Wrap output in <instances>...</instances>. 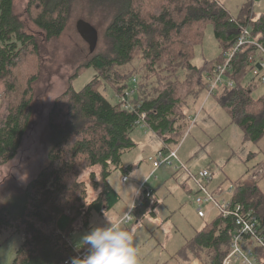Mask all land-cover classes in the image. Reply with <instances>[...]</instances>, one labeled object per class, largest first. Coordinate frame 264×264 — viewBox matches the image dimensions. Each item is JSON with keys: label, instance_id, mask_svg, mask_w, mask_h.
Listing matches in <instances>:
<instances>
[{"label": "trees", "instance_id": "obj_1", "mask_svg": "<svg viewBox=\"0 0 264 264\" xmlns=\"http://www.w3.org/2000/svg\"><path fill=\"white\" fill-rule=\"evenodd\" d=\"M86 1L90 8H99L102 16L110 6L115 10L104 31L106 48L80 66L92 67L96 79L79 90L68 86L54 100L45 132L46 165L20 196L0 205V239L9 229L23 236L12 264H65L77 255L75 242H68L70 233L79 227H89L93 211L102 214L118 202L119 194L109 182V176L115 170L128 174L133 169L122 157L137 147L133 132L138 127L134 125L138 114L124 110L117 101H110L100 89L101 79L110 82L106 86L117 99L131 86L135 76L122 82L123 73L119 70L112 76V69L132 65L136 55L149 69L164 61L178 62L177 69L170 72L172 82L159 81L156 85L152 81L153 93L149 94L139 81L133 98L135 104H140L138 111L145 112L148 129L165 143L178 146L189 126L184 111L187 99L207 93L214 66L223 63L225 53L234 48L240 28L249 27L252 38L264 47V11L252 12L254 0H246L237 16H231L218 0ZM72 2L28 0L26 20L16 12L15 0H0V86L6 96V92L15 93L20 88L16 69L21 58L25 54L39 56L38 34L43 40H51L64 32ZM28 23L36 30L29 29ZM208 23L219 54L198 65L192 62L194 49ZM257 50L254 45L241 46L223 76L225 81L233 82L232 86L223 82L209 95L228 112L230 121L241 128L243 142H257L264 136V92L254 96L251 83L247 82L253 68L261 69L258 63L264 61V55ZM149 69L144 71L150 72ZM77 74L80 73L73 77ZM36 80L31 75L17 102L8 105L0 116V164L15 157L31 124ZM185 80L191 84L185 85ZM94 167H98V178L94 170L89 176L97 194L87 201L86 186L78 177L83 170ZM249 177L234 183L233 199L255 213L264 231V192ZM148 199L137 206L135 215L140 217L144 213ZM234 227L231 217L217 215L186 241L177 254L186 259L188 252L204 253V264H221Z\"/></svg>", "mask_w": 264, "mask_h": 264}, {"label": "rangeland", "instance_id": "obj_2", "mask_svg": "<svg viewBox=\"0 0 264 264\" xmlns=\"http://www.w3.org/2000/svg\"><path fill=\"white\" fill-rule=\"evenodd\" d=\"M218 1L224 5L231 16H237L246 0ZM27 2L28 0H15L16 12L26 20L28 18L26 13ZM251 8L255 14L264 11V0H254ZM114 12V8L110 6L103 17L102 11L99 8H90L86 0H73L64 32L59 37L51 40H43L42 36L38 34L41 46L39 56L25 54L21 58L16 69L18 76L15 77L20 88L15 93L6 92L8 93V96H6L3 86H0L1 116L8 105L17 102L22 88L31 75L36 76L38 79L33 83V95L36 105H34L35 112L31 124L23 136L21 146L15 157L6 163L0 164V205H7L10 199L20 196L25 186L46 165L47 139L45 138V132L49 110L56 97L62 94L68 86L79 90L91 79H96L97 73L92 67L84 69L80 66L91 55L104 52L106 48L104 31ZM80 19L92 24L98 32L97 44L93 52H89L88 43L77 31L76 25ZM28 25L29 29L36 30L29 23ZM218 54L219 47L212 26L208 23L205 26L201 42L195 46L192 62L200 65L205 59L214 58ZM141 62H143L141 58L136 55L132 65L127 64L124 67L112 69L111 74L114 76L113 74L120 70V73H123L122 82L127 81L129 76H135L138 82L142 81L144 83L142 84L150 91L149 94H152L153 82L156 85L159 81L162 84L172 82L170 72L175 71L176 66H179L178 62L164 61L153 65L152 69H149ZM144 69H149L150 72H146ZM139 71L140 73H138ZM76 72L80 74L73 77ZM101 80L100 89L104 91L110 101L116 102L117 99L111 88L106 86L110 82ZM247 80L250 84L254 78L250 77L249 79L248 77ZM187 82L188 80H185V85L191 84ZM253 83L256 82L253 81ZM254 86V96H259L264 92V82H259ZM185 93L188 94L187 91ZM217 103L213 95L209 97L199 122L191 125L182 140L178 152L179 157L189 166L192 172L210 167V172L213 173L214 177L208 185L209 189L219 184L237 183L246 176H250V179L259 181L258 186L264 192V137L257 142H243L241 128L235 123H231L229 114L225 109L220 106L213 107ZM204 118L208 124L204 123ZM213 120L215 124H210L213 123ZM136 129L133 133L134 138L139 137L140 134V129ZM146 133L156 138V135L154 134V136L151 131H146ZM142 142H149V140H142ZM149 145L152 146L153 143ZM171 147H174V144H171ZM158 150L159 148L152 150L150 155L156 154ZM139 153L141 151L136 147L125 154L123 160L130 161ZM147 154L149 153L146 152L144 155ZM150 155L147 156V159ZM258 162H263L262 166L257 164ZM256 164L258 165L257 168L252 169ZM161 168L163 169V167ZM91 170L95 171V178H98V167L87 168L78 177V180L84 182L86 186L87 201L97 194L89 176ZM149 170L150 167L144 162L142 167L137 170L135 162L133 170L125 174L126 180L124 183L121 181L123 174L119 170L112 172L109 181L119 190L121 204L125 203L130 207L134 200L132 196L135 195L134 192L136 191L134 188H137L135 182L139 183L141 178L143 179L148 174ZM157 172L158 177L151 176L147 180L148 186L150 188L154 187L156 190L155 197L152 194L153 197L151 195L152 198L148 199L149 209L146 208V212L139 221H136L137 218L133 212L132 221L126 225V229L134 234V246L138 249V264H204L203 262L206 260L203 256L204 253L188 252L189 258H186L187 260L185 256L174 255V253L180 250L186 241L190 240L194 233L201 229L205 223L213 220L217 216V210L206 206L204 207L206 216L199 217L196 212V205L191 203L192 200H189L185 192L186 187L184 184L186 183L192 188L193 192L195 191L192 178L187 174L182 175L183 172L172 175L157 174ZM248 172L250 175H247ZM253 175H256L255 179ZM141 202L142 198L138 199V205ZM121 204H117L106 211V216L114 221L118 220L117 207ZM93 214L94 217L100 216L94 211ZM100 220L98 217V222ZM123 226L125 227V225ZM91 228L90 226L79 227L70 233L69 238L77 244L80 237ZM132 228L134 231H132ZM7 231L9 233H6ZM11 232L14 233L13 230H6L0 239V264H12V259H14L15 252L19 247L20 233L11 235ZM71 241L68 240V242ZM81 249L82 251H80ZM86 251V248L77 250L80 255H84Z\"/></svg>", "mask_w": 264, "mask_h": 264}, {"label": "built area", "instance_id": "obj_3", "mask_svg": "<svg viewBox=\"0 0 264 264\" xmlns=\"http://www.w3.org/2000/svg\"><path fill=\"white\" fill-rule=\"evenodd\" d=\"M246 44L256 46L258 48L257 51L264 55V47L257 39L252 38L250 28L247 26L241 27L240 36L234 48L225 53V61L223 63L214 66L213 76L209 79L207 86V96L213 94L215 88L223 82L232 86L233 82L231 80L225 81L223 76L231 67L230 61L234 53ZM251 61L252 58H250ZM258 64L261 69L254 67L250 77H253L258 82H264V61L260 60ZM130 83L131 86L128 85L117 96V102L124 110L138 114V118L134 123L135 126L148 129L145 112L138 111L140 104H135L133 101L136 92L135 86L138 83L137 78L133 77ZM148 160L152 164V171L146 179L138 183L133 203L123 211L121 216V218L127 216L124 223L132 221V214L138 206V199L142 198L143 201L144 198L152 195V190L148 186L147 180L149 177L155 175L157 169L165 167L173 172L183 171L194 181L195 191L192 195V201L196 205V212L199 217H205L206 210L204 207L210 206L212 209L217 210L216 215H222L225 218L231 217L234 220L235 227L231 233L229 249L224 255L221 264H264L263 228L261 227L259 219L251 209H245L240 203L234 201V183L228 185L219 184L217 187L209 189L208 185L212 180L210 170L205 167L196 172H192L189 166L180 159L178 146L169 147L162 144V147L157 153L150 155ZM253 178L255 179L256 175H253ZM125 180L126 176H123L121 181L124 182ZM77 255L80 254L77 252ZM67 261H65V264H67Z\"/></svg>", "mask_w": 264, "mask_h": 264}, {"label": "clouds", "instance_id": "obj_4", "mask_svg": "<svg viewBox=\"0 0 264 264\" xmlns=\"http://www.w3.org/2000/svg\"><path fill=\"white\" fill-rule=\"evenodd\" d=\"M126 219L105 216V223L92 227L77 242V250L86 248V253L70 257L67 264H138L134 234L123 226Z\"/></svg>", "mask_w": 264, "mask_h": 264}, {"label": "crops", "instance_id": "obj_5", "mask_svg": "<svg viewBox=\"0 0 264 264\" xmlns=\"http://www.w3.org/2000/svg\"><path fill=\"white\" fill-rule=\"evenodd\" d=\"M250 79V78H249ZM253 81L254 82H256V83H253ZM252 82H251V90H252V92H253V90H254V88H255V86L254 85H257L259 82L258 81H256L255 79L253 80ZM263 93V92H262ZM261 93V94H262ZM260 95V94H259ZM210 97V96H209ZM209 97L206 95V93H202V94H199L197 97H190V98H188L187 99V101H186V107H184V111H185V113H186V121L188 120V122L187 123H189V126L187 127V130H186V132L183 134V137L181 138V140H180V142H179V145H178V152H179V149H180V146H181V143H182V140L184 139V137L186 136V134H187V132H188V130H189V128L191 127V125L192 124H197L198 122H199V118H201V113H202V111L204 110V108H206V103H207V101L209 100ZM218 105V106H217ZM217 105H214L213 107H219L220 105L217 103ZM221 107V106H220ZM211 112H212V109H211ZM204 120V123L205 124H208V122H206L205 120V118L203 119ZM215 121H216V117H215ZM214 120H213V123H210V124H215L214 122H215ZM232 123V122H231ZM222 124V123H221ZM137 128H139L140 129V131H139V137H137V138H135L136 139V141H137V148L138 149H140V151H141V153H139L138 155H136L135 157H133V158H131V160L130 161H124L123 160V162L125 163V164H132L133 165V167H134V165H135V162H136V168H137V170H139L141 167H142V164H143V162L144 163H146L147 165H148V167H150V170H149V172H148V174L152 171V164L150 163V161H148V159H147V156L148 155H150V154H152V153H150L152 150H154V149H160L161 147H162V144H164V145H167V146H169V147H171V144H167V143H165L164 142V140L160 137V136H158L157 135V133H155V132H153L152 130H150V129H145V128H141V127H137ZM137 129H135L134 131H136ZM146 131H151L152 133H153V135L155 134L156 135V138L155 137H151V134H149V133H146ZM134 133V132H133ZM154 135V136H155ZM149 136V137H148ZM264 137V136H263ZM262 137V138H263ZM142 140H149V142H142ZM150 143H153V145L152 146H150L149 144ZM148 146H150V147H148ZM148 147V148H147ZM146 152H148L149 154H147L146 156L144 155ZM129 153V152H128ZM127 154V153H126ZM179 155V154H178ZM125 157L123 156L122 157V159H124ZM181 159V158H180ZM182 160V159H181ZM257 164H260V166H262V164H263V162H258ZM254 165V167L252 168V169H256L257 168V166L258 165ZM206 168H208V167H206ZM210 168V167H209ZM208 168V169H209ZM160 169H162V168H159V169H157L156 171H155V177H158L157 175H156V172H157V174H163V175H165V174H169V175H172V174H177V173H181V172H183V171H178V172H173L172 170H170V169H168V168H165V167H163V169L162 170H160ZM133 170V169H132ZM131 170V171H132ZM160 170V171H159ZM210 170V169H209ZM130 171V172H131ZM212 173V172H211ZM148 174L142 179L141 178V180H140V182L142 181V180H144L147 176H148ZM183 174H186L185 172H183L182 173V175ZM247 175H250V173L248 172V174ZM111 176V175H110ZM110 176H109V178H110ZM123 176H126L125 174H123ZM122 176V177H123ZM213 177H214V175H213V173H212V179H213ZM122 179V178H121ZM137 181H139V180H137ZM110 182V181H109ZM259 182V181H258ZM257 182V183H258ZM111 183V182H110ZM122 183H124V182H122ZM111 185H112V183H111ZM138 185V182H135V187ZM217 185V184H216ZM113 186V185H112ZM123 186V185H122ZM184 186L186 187V189H185V192H186V194L188 195V198H189V200L191 201L192 200V195H193V191L191 190L192 188H190L189 186H188V184L186 183V184H184ZM218 186V185H217ZM217 186H215V187H217ZM114 187V186H113ZM215 187H213V188H215ZM152 188V187H151ZM114 189L117 191V193L119 194V200H118V202L115 204V205H117V204H121L120 203V199H121V195H120V193H119V190H117V188L116 187H114ZM122 189V188H121ZM136 188H134V190H135ZM152 190H154L153 191V195H154V197H155V194H156V190H155V188L153 187L152 188ZM135 193V192H134ZM133 193V194H134ZM153 195H152V197H153ZM134 197V195L132 196V198ZM151 196H150V199L152 198ZM145 200H146V198H144ZM133 200V199H132ZM132 203V202H131ZM130 203V204H131ZM191 203H193V201H191ZM114 205V206H115ZM129 207V205H127V204H125V203H123V204H121V205H119L118 207H117V213H118V220L120 219V217H121V215L123 214V211H125V209L126 208H128ZM148 207V208H147ZM146 208H147V210L149 209V205L147 206ZM146 208H145V211H144V213L146 212ZM97 213V212H96ZM144 213L143 214H141V216L140 217H138V215H136V218H137V220L136 221H139V219L144 215ZM99 214V213H98ZM105 216H106V212H103L102 214H100V216H95L94 217V214L92 213L91 214V216H90V223H89V226L90 227H94V226H96V225H99V224H103V223H105ZM98 217L101 219L99 222H98ZM116 218V219H117ZM130 223V222H129ZM128 223H124V225H125V228L127 227L126 225H127ZM204 226V225H203ZM202 226V227H203ZM200 230V229H199ZM132 231H134V229L132 228ZM198 231V230H197ZM196 231V232H197ZM195 232V233H196ZM6 233H9L8 231L6 232ZM12 234L11 235H13V234H17V233H13V232H11ZM194 233V234H195ZM20 235V240H19V242H20V244H21V242L23 241V236L21 235V234H19ZM70 241H71V239H70ZM74 242V241H73ZM19 244V245H20ZM76 244V243H75ZM18 245V246H19ZM85 251V250H84ZM175 254H177V251L174 253V255ZM172 257V256H171ZM170 257V258H171ZM263 258H264V255H263ZM12 262H13V259H12Z\"/></svg>", "mask_w": 264, "mask_h": 264}, {"label": "water", "instance_id": "obj_6", "mask_svg": "<svg viewBox=\"0 0 264 264\" xmlns=\"http://www.w3.org/2000/svg\"><path fill=\"white\" fill-rule=\"evenodd\" d=\"M77 31L80 36L88 43L89 52H93L97 44L98 32L96 28L82 19L77 21Z\"/></svg>", "mask_w": 264, "mask_h": 264}]
</instances>
